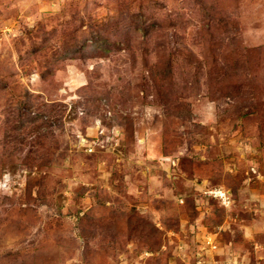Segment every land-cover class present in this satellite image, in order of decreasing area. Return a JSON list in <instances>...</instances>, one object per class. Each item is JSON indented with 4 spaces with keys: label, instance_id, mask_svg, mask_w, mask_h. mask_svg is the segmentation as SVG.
<instances>
[{
    "label": "rangeland",
    "instance_id": "obj_1",
    "mask_svg": "<svg viewBox=\"0 0 264 264\" xmlns=\"http://www.w3.org/2000/svg\"><path fill=\"white\" fill-rule=\"evenodd\" d=\"M0 264H264V0H0Z\"/></svg>",
    "mask_w": 264,
    "mask_h": 264
},
{
    "label": "built area",
    "instance_id": "obj_2",
    "mask_svg": "<svg viewBox=\"0 0 264 264\" xmlns=\"http://www.w3.org/2000/svg\"><path fill=\"white\" fill-rule=\"evenodd\" d=\"M206 193L214 196V198H216L223 205H227L230 200V196L228 192L223 189H215V190L213 189V190L207 191Z\"/></svg>",
    "mask_w": 264,
    "mask_h": 264
}]
</instances>
